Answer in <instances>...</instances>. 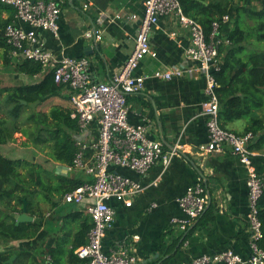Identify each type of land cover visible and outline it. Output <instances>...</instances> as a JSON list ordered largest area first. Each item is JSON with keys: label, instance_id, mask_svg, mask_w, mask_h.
Returning a JSON list of instances; mask_svg holds the SVG:
<instances>
[{"label": "crops", "instance_id": "obj_1", "mask_svg": "<svg viewBox=\"0 0 264 264\" xmlns=\"http://www.w3.org/2000/svg\"><path fill=\"white\" fill-rule=\"evenodd\" d=\"M57 1L61 5L59 38H54L48 31L38 30L41 44L55 59L53 65L63 55L86 58L90 62L92 81L109 82L122 70L135 48L139 23L128 16H142L146 0ZM85 2L89 4L88 10L83 9ZM1 16L7 18L6 13ZM177 22L173 17H166L153 30L151 47L158 56L145 57L135 72L137 75L186 65L185 54L191 38ZM224 27L227 33L234 24L230 21ZM88 33L92 34L91 38ZM226 33L223 31L225 37ZM96 35H101V39ZM206 87V79L201 74L171 81L150 79L142 93L128 98L130 123L148 124L149 136L161 141L166 151L176 150L178 154L167 168L157 163L144 176L127 173L139 181L144 190L134 198L130 208L113 202L117 213L113 228L104 238L106 252L117 245L129 244L134 236H138L140 240L134 245L141 258L139 264H189L201 255L226 250L242 257L249 255L247 168L228 147L224 153L200 151L209 141L208 119L201 115V105L207 100ZM69 94L65 89L63 95L68 97ZM49 100L70 108L66 104L69 98ZM228 129L243 134L245 121L230 123ZM252 151L253 166L258 174L264 175V147L255 145ZM199 176L203 178L210 197L206 216L186 231L172 227V218L187 219L179 208L178 199ZM58 207L53 208L55 210L50 215L55 222L43 220L42 231L37 237L46 240L48 247H52L56 237L62 235L63 216L69 214L60 213ZM71 209V212L81 211L76 207ZM73 229L76 230V226ZM172 245L175 247L168 252Z\"/></svg>", "mask_w": 264, "mask_h": 264}, {"label": "built area", "instance_id": "obj_2", "mask_svg": "<svg viewBox=\"0 0 264 264\" xmlns=\"http://www.w3.org/2000/svg\"><path fill=\"white\" fill-rule=\"evenodd\" d=\"M0 2L14 8L16 12L15 21L5 29L13 56L41 63L46 68L53 65L55 59L41 44L38 30L48 31L54 38H59L60 2ZM88 8L89 4L83 3V9ZM166 17L175 18L180 27L190 34L191 45L185 54L186 65L137 75L135 72L145 57L157 58V52L151 47V35ZM128 18L139 23L135 48L122 70L109 82L92 81L90 62L86 58L63 55L52 66L56 84L70 93L71 117L77 120L79 127L75 140L80 151L67 173L80 172L85 181L64 195L63 202L85 211L92 222L86 244L75 252L80 264L141 263L134 245L140 240L138 236H134L133 242L129 244L117 245L108 252L104 249V238L116 219L117 210L113 202L121 203L126 208L132 207L134 198L143 192L144 187L127 173L144 176L157 163L167 168L178 153L176 150L166 151L161 141L152 139L148 134V124L130 123L128 98L142 93L150 79L171 81L174 78L194 77L196 74L203 75L207 83V100L201 105V115L208 119L209 141L200 151L224 153L228 147L246 166L251 240L247 257L226 250L213 255H201L189 264H264V250L259 246L263 234L258 209L259 200L264 194V175L258 174L252 163L253 151L250 146L255 135L251 132L237 134L222 128L219 99L215 92L213 74L221 66L220 50L231 43L222 33V27L230 21V16L222 18V26L221 22H214L209 35L198 21L184 13L178 0H146L143 15L131 14ZM87 36L91 38L92 34L88 33ZM95 37L101 39V35ZM178 205L187 219L175 217L170 224L186 231L205 214L210 205L209 192L202 177H197L196 182L188 187L178 199Z\"/></svg>", "mask_w": 264, "mask_h": 264}, {"label": "trees", "instance_id": "obj_3", "mask_svg": "<svg viewBox=\"0 0 264 264\" xmlns=\"http://www.w3.org/2000/svg\"><path fill=\"white\" fill-rule=\"evenodd\" d=\"M178 1L184 13L198 21L207 35L214 22L219 21L222 26V18L230 16L234 28L226 33L225 27H222V33H226L231 43L221 47V66L213 74L219 99V121L222 128L229 130L230 123L244 120V133L255 135L250 149L255 145L264 147V50L249 51L245 44L253 31L260 32L259 40L264 41V7L254 10L237 5L235 0H202L208 5L196 0ZM3 13L7 14V18L1 16ZM15 14L14 8L0 2V59L9 71L15 62L19 73L29 78H40L27 84L15 80L12 86L0 80V145L15 142L14 136L22 134L27 138L25 144L40 148L55 163L71 167L80 151L75 140L79 127L77 120L71 117L72 109L54 105L49 112H41L30 107V103L36 101L42 105L49 99H67L69 96H64L65 88L56 84L53 67L46 68L41 63L13 56L5 29L15 21ZM245 16L254 21L253 28L246 25ZM21 101L27 104L22 105ZM84 181L85 177L81 174L70 177L52 173L42 165L24 159L12 160L0 152V264H80L75 252L86 244L92 227L90 217L82 210L63 216L62 235L56 237L52 247H48L46 240L35 250L11 244L30 242L42 231L44 216L40 213L39 201H36L41 193L44 194V202L56 208L64 195ZM54 195L59 198L55 200ZM25 202L27 214L35 220L17 224L15 215L23 213ZM258 209L263 234L259 246L264 250V194ZM173 247L175 245L168 252ZM14 256V261L8 263Z\"/></svg>", "mask_w": 264, "mask_h": 264}, {"label": "rangeland", "instance_id": "obj_4", "mask_svg": "<svg viewBox=\"0 0 264 264\" xmlns=\"http://www.w3.org/2000/svg\"><path fill=\"white\" fill-rule=\"evenodd\" d=\"M209 1H215V0H209ZM235 3L239 6L252 7L254 10H262L264 7V0H253L250 2L242 1V0H235ZM244 19L246 21L245 23L247 26H251L252 28L255 26L254 21L248 18V16H245ZM259 36H260V32L253 31L252 37L248 40L247 43H245L249 51H253L256 49L264 50V41H260ZM13 63L15 64V62ZM14 64L10 67L11 71H9L8 69L4 68L3 59H0V80H2L4 84L12 86L14 85L15 80H17L18 82L26 83V84L34 82V78H29L23 75L22 73H19L16 70V67ZM66 104L71 108L70 102H67ZM54 105H55L54 101L49 100L42 105L39 104L37 106V111L49 112L50 109ZM14 137L16 139L15 142H11L8 145H4V146L0 145V152L4 156L12 160H17V159L28 160L30 162H34L39 165H42L43 168L51 171L52 173L56 172L57 165L59 164L51 161L48 158L46 152H43V150H41L38 147H34L32 144H25L27 141V138L22 134L17 133ZM68 175L70 177H73L75 176V173L73 174L69 173ZM54 197H55L54 198L55 200L59 198L57 195H54ZM36 201H39L40 213L44 216V220H46L47 222L49 221L51 223H54L55 220L54 218L52 219L50 215L54 212L55 209H53L48 203L44 202V194L41 193L40 196H38V199L36 198ZM59 208L61 210L60 213L67 214V213H70L72 210L71 208L74 209L75 206L69 205L63 202L60 204L58 209ZM42 242L43 241L40 240V238L39 239L36 238L34 240H31L30 242L20 241V243L14 242L11 245L13 247H18V248L27 247L29 249L35 250L40 246ZM1 249H3V247H1Z\"/></svg>", "mask_w": 264, "mask_h": 264}, {"label": "water", "instance_id": "obj_5", "mask_svg": "<svg viewBox=\"0 0 264 264\" xmlns=\"http://www.w3.org/2000/svg\"><path fill=\"white\" fill-rule=\"evenodd\" d=\"M196 1L202 3L203 5H208V3L205 2V1H202V0H196ZM21 104L22 105H26L27 102L21 101ZM39 104H40V101H36L34 103H30V107H32V109L34 111H37V106ZM67 170H68V167L59 164V165H57L56 173L64 172V173H62L63 175H68ZM15 219H16V223L17 224H20V223H23V222H33L34 221V217H32L31 215L27 214V203L26 202H25V205H24V208H23V213L15 215ZM15 258L16 257L14 256L8 263H12Z\"/></svg>", "mask_w": 264, "mask_h": 264}]
</instances>
